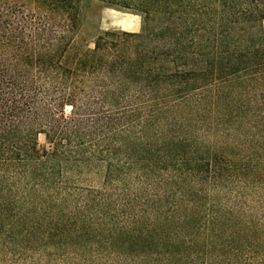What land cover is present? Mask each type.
<instances>
[{
	"label": "trees",
	"instance_id": "1",
	"mask_svg": "<svg viewBox=\"0 0 264 264\" xmlns=\"http://www.w3.org/2000/svg\"><path fill=\"white\" fill-rule=\"evenodd\" d=\"M93 5L141 30L89 39ZM263 23L264 0H0V264H264Z\"/></svg>",
	"mask_w": 264,
	"mask_h": 264
},
{
	"label": "rangeland",
	"instance_id": "2",
	"mask_svg": "<svg viewBox=\"0 0 264 264\" xmlns=\"http://www.w3.org/2000/svg\"><path fill=\"white\" fill-rule=\"evenodd\" d=\"M84 32L90 39L96 35L108 31H120L137 33L141 30L142 21L140 16L110 7L93 5L84 14ZM264 28V23H263ZM69 110L66 109L65 114L68 115ZM38 144L45 145L44 136L38 137ZM87 185L92 187L100 186L102 182V173L93 170L85 181Z\"/></svg>",
	"mask_w": 264,
	"mask_h": 264
}]
</instances>
